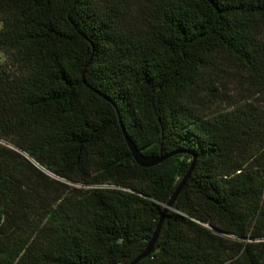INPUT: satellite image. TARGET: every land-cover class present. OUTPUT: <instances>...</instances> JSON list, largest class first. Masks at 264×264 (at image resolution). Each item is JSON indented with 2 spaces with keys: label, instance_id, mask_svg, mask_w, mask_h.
Instances as JSON below:
<instances>
[{
  "label": "trees",
  "instance_id": "obj_1",
  "mask_svg": "<svg viewBox=\"0 0 264 264\" xmlns=\"http://www.w3.org/2000/svg\"><path fill=\"white\" fill-rule=\"evenodd\" d=\"M1 57L0 264H130L193 162L138 264H264V0H0Z\"/></svg>",
  "mask_w": 264,
  "mask_h": 264
},
{
  "label": "water",
  "instance_id": "obj_2",
  "mask_svg": "<svg viewBox=\"0 0 264 264\" xmlns=\"http://www.w3.org/2000/svg\"><path fill=\"white\" fill-rule=\"evenodd\" d=\"M124 136H125V140L126 143L128 145V148L131 152L132 158L134 159L135 163L142 167V168H149L152 166L157 165L158 163H160L165 157H156V156H144L137 148V146L135 145V143L127 136V133L125 132V129L122 127ZM28 160L31 161L33 164H35V162L28 157ZM36 165V164H35ZM194 166V162L191 164L190 169L188 170L187 174L185 175V177L183 178L182 182L179 184V186L176 188L173 196L171 197L170 201L163 207L161 216H160V220L157 224V227L151 237V239L149 240L146 248L143 250V252L137 257L135 258L130 264H138V262H140L142 259L147 258L148 256L151 255V253L154 250L155 244L158 240L159 234L161 232L162 229V225L163 222L165 220V217L167 215V213L172 210L174 203L179 195V193L181 192L183 186L185 185V183L187 182L188 178L191 175L192 169ZM75 184V183H72ZM212 230H214L215 232L222 234V235H226L222 230L215 228V227H211Z\"/></svg>",
  "mask_w": 264,
  "mask_h": 264
},
{
  "label": "rangeland",
  "instance_id": "obj_3",
  "mask_svg": "<svg viewBox=\"0 0 264 264\" xmlns=\"http://www.w3.org/2000/svg\"><path fill=\"white\" fill-rule=\"evenodd\" d=\"M5 58L1 57L0 62H4ZM219 96L216 100L207 102V98H202L197 107L202 115L211 116L232 110L243 102H249V94L239 86L235 79L231 76H224L221 85L218 87ZM250 99V98H249ZM43 169V168H42ZM44 170V169H43ZM45 171V170H44ZM71 185H75L70 183Z\"/></svg>",
  "mask_w": 264,
  "mask_h": 264
}]
</instances>
